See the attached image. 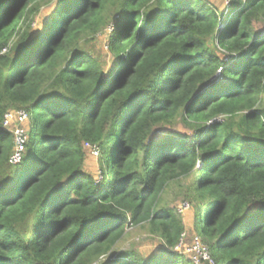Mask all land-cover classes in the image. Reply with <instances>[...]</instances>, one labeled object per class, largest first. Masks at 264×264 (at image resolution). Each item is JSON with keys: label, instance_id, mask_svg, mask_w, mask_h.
<instances>
[{"label": "trees", "instance_id": "1", "mask_svg": "<svg viewBox=\"0 0 264 264\" xmlns=\"http://www.w3.org/2000/svg\"><path fill=\"white\" fill-rule=\"evenodd\" d=\"M226 1L0 0V264H194L174 182L212 264H264V0ZM129 227L161 246L114 254Z\"/></svg>", "mask_w": 264, "mask_h": 264}, {"label": "rangeland", "instance_id": "2", "mask_svg": "<svg viewBox=\"0 0 264 264\" xmlns=\"http://www.w3.org/2000/svg\"><path fill=\"white\" fill-rule=\"evenodd\" d=\"M211 1L213 6L217 10L222 11L223 14H225V10L228 9L226 0H211ZM48 14L49 12L43 10L36 18L33 28L36 29L39 26L40 20L48 16ZM107 30H108L107 32L101 33L99 36H97V39L95 41L91 43L90 42L87 43V45L83 46V48L88 50L90 53H92L96 58L99 59V61L101 62L106 61L107 65H109L107 38L109 36V31L111 30V28L109 27ZM217 53H219L218 50ZM104 67H105L104 68L105 71H109L110 67L107 66ZM15 121H16L15 117L11 120V122L9 120L10 123L8 122L6 126L7 130L13 133L15 132V130L19 129L20 132L24 134L23 132L24 130L21 128V126H17V122L15 123ZM173 130L174 132L187 133V134L189 133V131L187 130L185 131L182 130V127L179 124V122L175 125ZM85 149H87L88 151L86 150L87 154H86L84 170L90 173L92 176H94V179L98 181L101 179L99 164H98L99 154L97 153L96 149L94 151L89 149V146H85ZM21 152H23V150ZM186 187H187L186 182L181 184L174 182L170 184V186L166 189V191L162 195L163 203L175 209L177 213L180 214L181 217L183 218V222L186 226V231L183 234L181 245L176 249V251L181 255L182 254L187 255L189 260L193 261L194 264H201L200 259L203 262H208L209 264H212V261H210L208 255L207 247L204 245L201 238L198 235H196L192 229L194 205L186 199ZM185 204L190 205V209L184 211L183 209L180 208L181 213H179L178 208ZM160 246L161 244L159 243L158 239L148 234L145 229L141 227H133V228L129 227L126 230L125 237L115 246L113 253L120 254L121 252H125L131 249L133 251L138 252L141 255H150L151 253L156 251Z\"/></svg>", "mask_w": 264, "mask_h": 264}, {"label": "built area", "instance_id": "3", "mask_svg": "<svg viewBox=\"0 0 264 264\" xmlns=\"http://www.w3.org/2000/svg\"><path fill=\"white\" fill-rule=\"evenodd\" d=\"M14 117L15 118L18 117L19 121H24L27 118V114L24 111H22V110L21 111H17L16 113L8 112L5 115V117H4L3 127L6 128L9 120L11 122V120ZM13 134H14V140H15V147H16V149H15V152L13 153V155L11 157V161H12V163L17 164L20 161V159H21V154L20 153L24 149L23 148V143L26 141V137H25V135L22 132H20L19 129L18 130H15V132H13ZM86 146H89V149H91L92 151H94L96 149V151L98 153L97 147L91 146V145H88V144H86ZM180 208L185 211V210H188L190 208V206L188 204H185L183 206H180L178 208L179 213H181V209Z\"/></svg>", "mask_w": 264, "mask_h": 264}, {"label": "clouds", "instance_id": "4", "mask_svg": "<svg viewBox=\"0 0 264 264\" xmlns=\"http://www.w3.org/2000/svg\"><path fill=\"white\" fill-rule=\"evenodd\" d=\"M98 149V148H97ZM99 152V151H98ZM190 206V205H189ZM190 209V208H189Z\"/></svg>", "mask_w": 264, "mask_h": 264}]
</instances>
